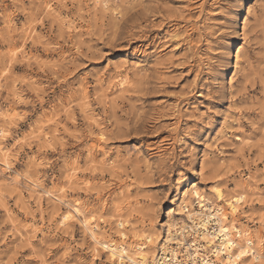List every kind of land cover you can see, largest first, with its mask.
Masks as SVG:
<instances>
[{
  "label": "rangeland",
  "instance_id": "1",
  "mask_svg": "<svg viewBox=\"0 0 264 264\" xmlns=\"http://www.w3.org/2000/svg\"><path fill=\"white\" fill-rule=\"evenodd\" d=\"M0 111V264H116L76 202L152 259L192 190L264 264V0H0Z\"/></svg>",
  "mask_w": 264,
  "mask_h": 264
},
{
  "label": "bare ground",
  "instance_id": "2",
  "mask_svg": "<svg viewBox=\"0 0 264 264\" xmlns=\"http://www.w3.org/2000/svg\"><path fill=\"white\" fill-rule=\"evenodd\" d=\"M6 115L0 111V119L6 117ZM4 132L5 130L0 128V135L2 138L4 137ZM235 139L240 140L239 137H235ZM4 152L5 151L0 148L1 155ZM0 164L5 169L10 168L9 162L4 158L0 159ZM52 194L53 193H51V196ZM191 196L193 200H196L198 210L195 213H188V210L185 209V205H180V209L187 212V216L192 226L195 228V231L192 226H187L186 228L188 229L180 226L175 233H172L168 229L166 237L163 240L157 241V243L160 244V255H155L152 259L145 256V248L141 245H135L130 249L124 247L122 244L117 246L114 244H103L98 236L97 226L89 224L86 218L87 212L85 213V210L77 205V202L72 205L69 204L70 206L60 213V223L64 225L72 217L79 218V222L87 233H89L91 240L94 242L93 244L105 249L108 254V259L110 261H115L116 264H180L177 251L179 248L183 251L182 255H184L185 258L184 261L188 264H196L197 261H199L200 264H215L216 261H219L221 264H238L239 262L246 261L250 257L253 261L260 260L262 257L260 249L261 244L260 241L256 240L254 233L251 234L247 228H237L234 224H230L229 228H225L227 226L224 227L223 223L228 216L223 214L219 207L212 205L208 199L199 194L196 190H192ZM59 198L57 197L55 199L60 201ZM53 199L54 196L52 200ZM237 199L244 201L245 197L241 195ZM181 202L183 201L181 200ZM181 202H179V204H181ZM228 210L233 216H236L239 211L232 203L228 204ZM116 223L117 228L121 230L125 227L123 222L119 221ZM189 231H192L193 238L187 241L185 234ZM120 233L121 237L124 239L126 237L125 233H123V231ZM146 240L147 242L151 241L149 237H147ZM173 244L176 245L175 249L170 247ZM198 251H203V253H198ZM242 253H244V255H242Z\"/></svg>",
  "mask_w": 264,
  "mask_h": 264
},
{
  "label": "snow or ice",
  "instance_id": "3",
  "mask_svg": "<svg viewBox=\"0 0 264 264\" xmlns=\"http://www.w3.org/2000/svg\"><path fill=\"white\" fill-rule=\"evenodd\" d=\"M242 3L245 8L248 6V0H242ZM242 255H244V253H242Z\"/></svg>",
  "mask_w": 264,
  "mask_h": 264
}]
</instances>
